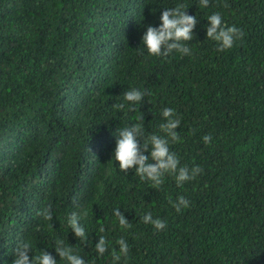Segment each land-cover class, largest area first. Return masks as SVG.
Wrapping results in <instances>:
<instances>
[{
	"label": "trees",
	"instance_id": "trees-1",
	"mask_svg": "<svg viewBox=\"0 0 264 264\" xmlns=\"http://www.w3.org/2000/svg\"><path fill=\"white\" fill-rule=\"evenodd\" d=\"M181 3L198 21L191 55H149L147 26ZM216 12L244 33L223 52L206 37ZM131 88L146 93L139 103L123 99ZM165 107L181 121L170 150L203 172L154 189L120 170L115 141L140 117L145 136L162 135ZM179 196L189 206L177 212L169 197ZM46 207L52 221L37 215ZM73 212L86 240L68 224ZM120 238L128 255L116 264H264V0H0V264L20 240L30 259L41 250L68 264L57 239L85 264H113Z\"/></svg>",
	"mask_w": 264,
	"mask_h": 264
},
{
	"label": "clouds",
	"instance_id": "clouds-1",
	"mask_svg": "<svg viewBox=\"0 0 264 264\" xmlns=\"http://www.w3.org/2000/svg\"><path fill=\"white\" fill-rule=\"evenodd\" d=\"M209 0H200L201 7H207ZM228 5H225L227 7ZM185 4H177L172 8H165L159 19V27L147 26L146 32L142 36V44L151 56L167 57L172 52H178L181 55H191V50L186 42L193 39V29L197 24L196 16L187 13ZM209 26L206 28V37L215 41L218 45L217 51L223 52L231 49L235 42L243 38V31L235 25L228 26L222 19L219 12L213 13L207 17ZM146 95L145 92L131 88L124 93L123 99L132 104L139 103ZM115 109L121 110L125 107L123 103L114 104ZM162 116L166 122L161 123L159 130L161 134H149L145 136L144 117L138 118V121L119 131L116 136L114 159L118 162L121 171L127 172L135 169V173L142 181H149L152 188H159L166 175H172L178 187H182L187 181L194 180L203 169L196 165L191 169L187 165H181L178 155L170 150V143L180 141V135L176 129L180 126V119L175 110L165 107L162 109ZM206 145L212 141V136L206 134L203 136ZM148 153V155H145ZM172 207L180 212L182 208L189 206V201L184 196H179L175 201L169 197ZM114 216L117 218L121 228H131V224L125 219L124 215L118 209L114 210ZM37 215L42 216L47 221H52L53 214L50 207L39 211ZM80 215L77 212L71 213L68 218V224L76 236L81 240H86L85 229L78 222ZM145 223H150L157 230H163L166 227V221L160 218L153 219L151 213L143 216ZM104 228H100L103 232ZM120 246L119 252L112 250L111 256L113 264L121 259V256L127 257V242L120 238L116 241ZM56 252L60 258L65 259L68 264H85L83 258L73 253L69 246L61 248L64 241L57 239L55 242ZM98 254L103 255L108 249V241L104 236H100L99 243L95 246ZM32 252V246L29 241L20 240L14 248V259L12 264H57L47 251H41L39 255L31 259L29 253Z\"/></svg>",
	"mask_w": 264,
	"mask_h": 264
}]
</instances>
